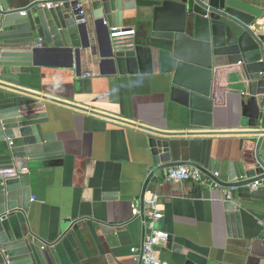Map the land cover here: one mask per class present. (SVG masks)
I'll list each match as a JSON object with an SVG mask.
<instances>
[{
  "label": "crops",
  "instance_id": "obj_1",
  "mask_svg": "<svg viewBox=\"0 0 264 264\" xmlns=\"http://www.w3.org/2000/svg\"><path fill=\"white\" fill-rule=\"evenodd\" d=\"M247 2L264 10V0ZM258 23L264 26V14ZM46 64L39 74L27 76L28 84L16 85L33 96L0 89L43 105L48 119L43 131L61 145L62 159L40 163L31 172L28 212L18 215L26 231L56 243L59 264H138L131 249L141 248L145 230L132 206L140 209L143 186L155 169L150 131L176 134L172 139L180 150L173 161L207 168L213 160L220 178L228 164L253 159L256 138L241 124L237 106L242 85L227 68L213 72L212 126L206 128L190 125L185 110L170 102L163 75H110L107 68L101 75L94 62L82 63L78 77L76 66L57 52ZM86 73L94 76L87 79ZM260 154L264 159V145ZM165 171L153 174L145 192L158 196L163 214L158 227L172 238L158 249L159 259L264 264L263 195L246 200L232 192L231 201L241 207L234 236L223 208L228 189L167 182ZM102 225H108L107 233Z\"/></svg>",
  "mask_w": 264,
  "mask_h": 264
},
{
  "label": "water",
  "instance_id": "obj_2",
  "mask_svg": "<svg viewBox=\"0 0 264 264\" xmlns=\"http://www.w3.org/2000/svg\"><path fill=\"white\" fill-rule=\"evenodd\" d=\"M15 1L0 0V87L9 91L33 96L16 85L28 84L27 76L39 74L49 54L57 52L76 66L78 77L82 63L94 62L101 75L106 68L110 75H163L170 102L185 110L190 125L209 128L213 72L227 68L235 73L243 90L237 101L241 124L256 138L253 159L228 164L221 178L213 175L221 170L213 160L207 168L194 167L239 199L264 196L263 190L250 189L264 180V26L258 23L264 10L247 0H30L14 7ZM56 3L61 5L47 7ZM125 24L133 25L135 36L111 39L110 29ZM41 108L36 101L0 89V264L60 262L56 243L26 231L18 216L28 212L31 172L40 163L63 158L56 136L43 131L48 119ZM150 132L155 169L141 193L143 220V200L153 174L184 164L172 160L180 150L172 139L176 134ZM223 208L236 236L241 207L225 199ZM107 226H101L103 233Z\"/></svg>",
  "mask_w": 264,
  "mask_h": 264
},
{
  "label": "built area",
  "instance_id": "obj_3",
  "mask_svg": "<svg viewBox=\"0 0 264 264\" xmlns=\"http://www.w3.org/2000/svg\"><path fill=\"white\" fill-rule=\"evenodd\" d=\"M54 5H61V3L48 4L47 7H54ZM80 17H84L83 12H79ZM85 19L79 21V23H84ZM109 36L111 39H124L129 37H134L136 31L133 27H114L110 29ZM94 74L86 73L84 77L90 79ZM214 177L218 175L213 174ZM164 180L167 182H180V181H190L199 187H205L213 185V182L208 179L205 175L200 173L195 167L189 165H181L174 168L167 169L164 173ZM250 189L252 191L263 190L264 191V180L254 182ZM233 190L230 189L226 194L225 199L231 200ZM159 200L158 196L153 193H147L143 200L144 205V241L140 249L133 248L131 253L135 260L140 262V264H166L161 259H159L157 251L162 246L167 244L169 234L166 231L159 229L158 224L163 218V214L158 206ZM132 215L134 217H140V209L137 205L132 206ZM260 227L264 235V220L260 222Z\"/></svg>",
  "mask_w": 264,
  "mask_h": 264
}]
</instances>
